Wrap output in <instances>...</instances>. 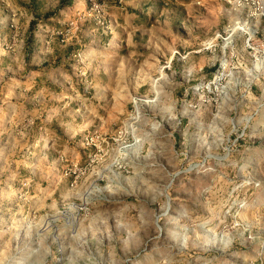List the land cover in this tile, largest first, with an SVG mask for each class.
<instances>
[{"label": "rangeland", "instance_id": "1", "mask_svg": "<svg viewBox=\"0 0 264 264\" xmlns=\"http://www.w3.org/2000/svg\"><path fill=\"white\" fill-rule=\"evenodd\" d=\"M0 264H264V21L0 0Z\"/></svg>", "mask_w": 264, "mask_h": 264}, {"label": "built area", "instance_id": "2", "mask_svg": "<svg viewBox=\"0 0 264 264\" xmlns=\"http://www.w3.org/2000/svg\"><path fill=\"white\" fill-rule=\"evenodd\" d=\"M233 4L247 6L250 14L257 15L264 21V0H228Z\"/></svg>", "mask_w": 264, "mask_h": 264}, {"label": "trees", "instance_id": "3", "mask_svg": "<svg viewBox=\"0 0 264 264\" xmlns=\"http://www.w3.org/2000/svg\"><path fill=\"white\" fill-rule=\"evenodd\" d=\"M71 0H60V6L70 3Z\"/></svg>", "mask_w": 264, "mask_h": 264}]
</instances>
